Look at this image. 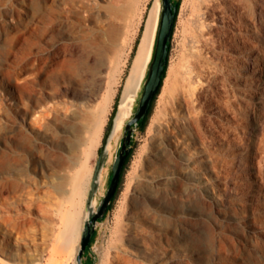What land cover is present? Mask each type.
Instances as JSON below:
<instances>
[{"label":"rangeland","instance_id":"obj_1","mask_svg":"<svg viewBox=\"0 0 264 264\" xmlns=\"http://www.w3.org/2000/svg\"><path fill=\"white\" fill-rule=\"evenodd\" d=\"M92 1L0 0V258L3 257L7 264H28V249L34 244L29 247L24 244L19 250L10 234H21L26 238L28 233L34 234L30 225L28 228L30 220L39 222L36 235L39 241L41 238L40 242H44L39 244L44 257L38 264H77L75 247L80 245L82 232L78 243L62 249V256L55 252V235L61 230L62 213L70 208L71 202L76 201L87 210L99 151L115 105L121 103V93L147 10L155 0H140L143 11L136 16L131 27L134 39H130L127 50L130 54L115 84L117 93L114 99L102 110L101 95L92 111L75 118L65 107L72 100L65 92L69 75L75 73L81 76V80H94L97 85L102 80L99 72L105 55L92 41L99 38L97 30L105 12ZM180 1L162 90L147 128H137L135 132L133 155L113 206L99 221L95 240L86 249L84 264H104L103 256L108 252V245L116 240L118 225L125 233L144 236L151 244L154 252L148 259L142 258L144 264H164L165 261L168 264H264V118L261 120L263 125L256 128L257 118H260L258 96L264 86L261 73L264 71V42H259L257 34L264 22L258 13L252 16L256 23L251 46L260 47L261 55L257 67L250 72L251 79L246 78V73L242 74L244 79L239 83L246 92L238 91L240 98L231 101L230 83L224 79L219 81L215 98L219 97L223 110L217 113L206 110V117L203 119V116L199 124L188 108L180 109L174 103L173 77L176 73L170 74V68L183 54L182 50L186 48L183 45L187 46L189 38L186 34L190 30L192 13V1ZM99 2L103 5L106 0ZM236 6L235 14L242 11L239 5ZM61 26L68 33L59 35L56 29ZM149 62L134 97L132 111H135L143 92ZM108 79L105 76V80ZM52 88L57 92L49 93ZM164 106V114L170 115L168 120L161 112ZM251 108L258 110L255 113ZM35 110H39L37 114L43 112L49 116L50 139L36 133L43 127L34 122ZM160 113L165 121L171 119L168 122L171 129H185L191 121L193 130L201 133H198L199 142L205 141L207 150L214 153V167L188 166L190 171L202 169L201 179L209 182L212 195L179 173L175 185L169 183L168 188L155 185L153 180L156 177L171 180L173 167L187 168L185 159L179 158L171 146L165 147L167 131L158 122L152 127ZM129 117L110 145L111 152L96 204L110 185L112 163ZM194 146H190L193 152L196 150ZM162 150L166 157H157L156 152ZM240 152L244 153V164L233 171L232 157ZM80 173L86 183L84 196L74 189ZM230 176L236 181L235 188L228 192L225 183ZM159 220L164 223L163 228L156 224ZM125 241L130 248H138L130 238Z\"/></svg>","mask_w":264,"mask_h":264},{"label":"bare ground","instance_id":"obj_2","mask_svg":"<svg viewBox=\"0 0 264 264\" xmlns=\"http://www.w3.org/2000/svg\"><path fill=\"white\" fill-rule=\"evenodd\" d=\"M191 1L192 13L190 17L191 20L189 21L190 30L189 32L187 31L188 34H186L189 40L188 38V41L186 40L188 42L187 46L186 44L183 45L186 48L185 50H182L183 54L180 55L178 62L171 66L170 74L173 72L176 73L175 77H173L175 78L173 85V92H175L174 103L180 107V109L188 108L191 111V114L194 115L196 121L200 124L202 122L201 118L206 115V110L211 109L216 113L222 112L223 110L221 100L218 99L219 97L217 99L215 98V90L219 81L224 79L228 80L230 83L232 95H230L231 91H229V95L233 97V99H230L231 101H237L240 98L238 91H244L246 89L239 83L242 79H244L242 78V74L246 73V78L251 79L250 72L255 70L257 67L256 65L260 59L259 56L261 55L259 49L260 47L257 46L258 48H254L251 46L252 43H254L252 42V37L254 35L253 26L255 25L254 23H256L253 22L254 18H252V16L258 13L262 17V23L264 22V0ZM92 3L96 7H101L105 12V18L102 20L100 29L97 30L99 38L92 41L96 48L100 51L102 50L103 53H101L105 55L102 68L99 72L102 80L100 84L97 85L94 80H87L86 78V80H81V76L79 77L75 73H71L69 75V80L65 82V92L67 95H71L72 100L70 104H65V107L68 109V114L75 118L84 117L88 111H92V107L101 95L103 96L101 104L102 110L106 109L108 107V102L114 99L117 93L115 84L122 75L123 65L126 63L128 55L130 54V50L129 52L127 51L130 39H134V37L131 36V27L134 24L136 16L140 15L143 11L140 0H106V3L103 5L99 2V0H93ZM235 4L239 5L242 10L236 14L234 13V7H237ZM147 11L148 14L144 21V27L137 44L130 71L127 75L121 93L120 114L116 134L119 133L125 120L132 112L134 97L144 76L147 64L151 58L160 19L161 0H155ZM260 27L262 28L263 26ZM258 28L259 27L256 26V29ZM56 30L59 35L68 33V31L62 26ZM257 36L260 40L259 42H264V27L258 31ZM261 73L264 79V71ZM105 76H108L109 79L105 80ZM71 82H73L74 85L71 84ZM104 91L106 92V96L103 94ZM56 92V88H52L51 91L49 90V93L51 94ZM259 94L258 99L260 107H257L260 108V113H258L260 114V118L258 119L256 117L258 120L256 128H260L261 125H263L262 122L264 121H261L264 118V86ZM230 100L228 99L229 102ZM227 103L226 105L229 107V104ZM254 107L255 106H253V108ZM165 108L166 107L164 106L162 108L163 110H161L163 114ZM234 108L233 110H235ZM256 110L258 109H255V111ZM38 111L39 110H35L36 114ZM36 114L34 116V122L43 127L42 131H37L36 133L49 138L50 135L48 132H50L51 128L48 120L49 116L43 112H40L37 115ZM55 114L57 113H54L53 115ZM55 116L57 117V115ZM162 116V113H160L154 119L152 127L155 126V122H158L159 125L167 131V141L165 143V147L171 146L173 152L177 154L179 158L185 159L187 162V168L183 166L180 168L176 166L173 167L172 172L174 175L171 177V180L167 181L166 178L161 176L156 177L153 180L155 185L162 187L167 184L169 185V183L172 185L177 181L179 176L177 173H179L180 175L182 174L192 179V182L201 188V190H205L206 194L212 195L213 192L210 189L211 186L209 182L202 181L201 179V175L203 173L201 168L214 167L216 163L213 156L214 153L212 154V150H207V144L205 141H202L201 143L199 142V134L201 133L198 132V134L193 130L191 126L192 124H190L192 123L191 121L185 129H171L168 127V122L171 119L169 121H165L162 119ZM165 117L167 118L166 120H168L170 115H165L164 118ZM205 117L206 116H204L203 119H205ZM208 118L212 119L210 117ZM215 128L217 127L215 126ZM202 138L200 137V139ZM247 139H249V136H247ZM193 144L196 149H193L195 150L194 152L190 149V146ZM163 150L157 151L156 156L159 158L166 157V154L164 153L165 150ZM243 159V152H240V154H234L230 163L231 169L233 171H237L238 167H242V164H244ZM191 164L199 165L201 168L195 170L190 168L192 169L190 171L188 166ZM234 176L227 177L225 185L228 192L235 188L234 184L236 180ZM85 184L83 173L78 174L75 181V191L77 193H82L84 196ZM201 192L203 194V191ZM220 199L215 200L216 202H220ZM86 215L87 210L83 205L80 206L76 201L71 202L70 208L62 213L61 230H59L56 235L53 232L56 236V247L54 248L55 252H60L62 256V249H67L74 243H78L83 228V221L86 218ZM30 222H28V228L30 225L34 234L28 233L27 238L23 235L21 236V234L20 236L10 234V238L13 239L12 242L17 245L19 250L24 244L28 245V247L31 246V244H34V247L28 249V264H38L44 257V253L42 248L39 247V244H44V242H40L41 238L39 241L38 236L36 235L39 231V222L37 223L35 220H30ZM156 224L160 228H163L164 226V223L161 220L156 221ZM115 231L116 240H113L112 244L108 245V247L110 246L108 248V252L106 251V254L104 253L105 256H103L104 259L102 258L104 264H144L145 262L142 258L148 259L154 252L153 247L144 236H140L139 234L137 236H132L131 234L129 235L125 233L124 228L121 225H118ZM127 237L130 238L132 242L137 244L138 248L135 250L130 248L125 241ZM79 246L80 245H76L75 253H78ZM17 253H19V251ZM0 264H7L3 257L2 259L0 258ZM164 264H168V262L165 261Z\"/></svg>","mask_w":264,"mask_h":264},{"label":"water","instance_id":"obj_3","mask_svg":"<svg viewBox=\"0 0 264 264\" xmlns=\"http://www.w3.org/2000/svg\"><path fill=\"white\" fill-rule=\"evenodd\" d=\"M177 6L174 0H161V12L159 25L152 58L149 62L148 74L144 82V89L139 99V103L129 115L125 123L122 141L116 151L114 162L112 163V176L110 185L103 194L101 200L96 204V196L101 189L102 175L109 160L111 148L116 134L120 105L118 106L104 137L103 144L99 151V158L95 166L94 175L87 198V215L81 235L79 250L77 253V264H84V254L91 244L92 237L96 232L97 225L104 219L108 209L117 193L121 182L122 172L129 153L133 145V138L140 121L148 114L161 82L165 65L169 55V42L172 40L173 31L176 24Z\"/></svg>","mask_w":264,"mask_h":264},{"label":"trees","instance_id":"obj_4","mask_svg":"<svg viewBox=\"0 0 264 264\" xmlns=\"http://www.w3.org/2000/svg\"><path fill=\"white\" fill-rule=\"evenodd\" d=\"M174 2H175V5L177 6V11H176V21H177L178 13H179L180 5H181V1H180V0H174ZM174 29H175V28H174ZM173 33H174V31H173ZM138 42H139V39L137 40V43H136V45H135V50H136V48H137V44H138ZM171 48H172V44H171V41H170V42H169V46H168V49H169V55H168L167 63H166V65H165V70H164V73H163V77H162L161 85H160V87H159V89H158L156 95L154 96V99H153V102H152V105H151V107H150V109H149L148 114H147V115H146V116L140 121V123H139L138 129H140V130H145V129L147 128L148 123H149V117H150L151 114H152V110H153V107H154V105H155V102H156V100H157V98H158V96H159V94H160V92H161V90H162V86H163V84H164V80H165V77H166V75H167V70H168V66H169ZM117 108H118V104L115 105L114 111H113V113H112L111 120H112V118H113V116H114V114H115ZM111 120H110V122H111ZM133 152H134V142H133L131 152L129 153V155H128V157H127V160H126V163H125V166H124L123 172H122L121 182H122L123 175H124V173H125V169H126V167H127V164L129 163V161H130V159H131V157H132V155H133ZM111 176H112V173H111ZM121 182H120V183H121ZM119 187H120V185H119ZM118 189H119V188H118ZM117 192H118V190H117ZM116 194H117V193H116ZM115 198H116V195L114 196L113 201H114ZM113 201H112V203H111V205H110L108 211L112 208V206H113ZM96 233H97V231L94 233V235H93V237H92V240H91V244H90L88 247H91V246H92V243H93L94 240H95Z\"/></svg>","mask_w":264,"mask_h":264}]
</instances>
